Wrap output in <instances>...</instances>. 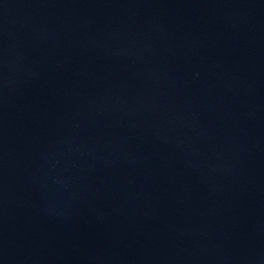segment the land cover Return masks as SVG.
<instances>
[{
	"label": "water",
	"instance_id": "1",
	"mask_svg": "<svg viewBox=\"0 0 264 264\" xmlns=\"http://www.w3.org/2000/svg\"><path fill=\"white\" fill-rule=\"evenodd\" d=\"M0 264H264V0H0Z\"/></svg>",
	"mask_w": 264,
	"mask_h": 264
}]
</instances>
